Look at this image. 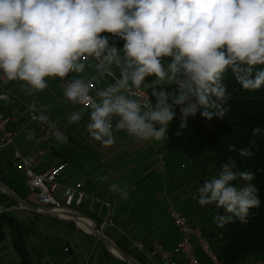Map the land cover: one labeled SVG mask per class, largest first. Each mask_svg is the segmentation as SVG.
<instances>
[{
  "label": "clouds",
  "instance_id": "clouds-1",
  "mask_svg": "<svg viewBox=\"0 0 264 264\" xmlns=\"http://www.w3.org/2000/svg\"><path fill=\"white\" fill-rule=\"evenodd\" d=\"M104 33L124 41V67L121 80L97 93L101 99L91 105L89 133L111 144L113 117L116 130L126 131L140 141H162L176 113L166 103L169 93L156 91L155 108L142 112L135 99L117 94L128 81L139 89L146 77L175 83L172 101L181 108V129L186 117L201 115L223 117L227 109L223 73L232 67L237 81L246 90L264 86V0H0V73L9 81L26 83L30 94L48 87L46 78L64 79L70 72L80 73L88 57L119 61V49L109 46ZM170 57L167 66L164 58ZM88 86L73 79L64 90L72 102L87 94ZM144 107H148L144 105ZM210 109H215L211 111ZM81 119L73 112L69 123ZM42 121L47 117L42 116ZM262 128L252 129L253 134ZM180 133L177 132V135ZM65 141L66 137H57ZM235 146L229 145V151ZM241 157H251L248 148L239 149ZM234 162L224 163L216 177L206 180L197 190V202L213 204L231 215H217V227L239 220L247 223L249 210L261 205L259 190L252 183L237 187ZM252 181L254 174L239 173ZM122 199L128 190L111 184Z\"/></svg>",
  "mask_w": 264,
  "mask_h": 264
},
{
  "label": "crops",
  "instance_id": "crops-1",
  "mask_svg": "<svg viewBox=\"0 0 264 264\" xmlns=\"http://www.w3.org/2000/svg\"><path fill=\"white\" fill-rule=\"evenodd\" d=\"M84 65L82 72L77 73L74 71V73L72 72L73 74L71 73L72 75L69 74L66 77V80L70 79L69 77L81 79L83 82L94 79L96 86L91 89V92L96 101H99L101 97L97 95L98 92L104 91L109 86L117 85L118 83L111 76H99V72L93 64L85 63ZM117 76L121 79V73H118ZM6 82H9V80ZM156 82L154 81L153 84H158ZM128 86L133 87L131 80L128 81ZM19 92L22 93L23 89L20 91L14 90L11 93V97L14 100H9V98L3 102L6 110L17 109L20 119L25 120L27 118L28 106L34 105L39 110L41 116L47 117L43 112V108L38 107V99L34 97L24 99L25 97L20 96L18 94ZM28 92L30 94L29 88ZM117 94H123L131 99L125 94L123 89ZM30 99L33 100L32 103L29 102ZM57 103L60 104L65 115H58L55 119L47 117V121L59 124L65 131V137H68V140L67 142L66 140L63 142L57 140L49 156L35 164V171L42 172L62 160L68 161V168L59 178L60 184L62 186H77L78 184H82L81 188L87 194L85 206L89 202L93 203L95 198L112 202L115 208L114 220L116 226L112 230H108L111 236L118 238L126 234H138L149 238L152 234L160 236L167 246H170L171 243H173L171 245L173 246L178 238V234L173 226H171L172 228L167 227L163 220L167 200L163 207L159 208V217L156 216L158 209L153 207L157 203L158 195L155 192L159 186L154 180L155 173L148 175L149 181L147 183L146 180L141 182V178L139 180L132 179L138 178L132 177L138 172H153V168L156 166L158 159L161 157L164 159L157 144L153 143V140L144 141V144H140V140L130 136L126 131L116 129L112 132L114 144H107L102 140L95 139L89 133L88 124L90 123V114L81 115V119L78 122L69 123V117L73 112L79 111V108L85 109L87 107H84L79 101H70L65 95L58 98ZM118 119L119 117H116L115 121ZM114 127L115 125L112 123V128ZM39 136L40 129L38 123H29L25 130L17 135L15 143L13 144L15 151L19 150L23 155L33 154L41 146V143L38 141ZM7 147L0 150V165L5 173L6 184L10 187L21 189L22 187L17 180L19 179L20 182L27 184L26 177L18 166V158L15 152L13 154L16 157L15 159L9 152H4V149ZM146 149L152 153V158L149 159L148 153L145 156L146 159L143 163L145 166L143 168L140 165H134L131 157L134 156L135 150L145 151ZM161 167L162 170L164 167L168 170L172 169V163L164 159L161 162ZM169 172L173 173L174 170H169ZM19 174L23 176V179ZM14 175H17L18 179ZM131 179L134 181H130ZM111 184H116L121 188L126 186L128 190L127 198L122 199L118 192H113L110 189ZM165 187V192L168 193L170 188L169 184ZM95 202L101 204L98 201ZM64 237L71 242L72 252L66 253L64 250L56 248L49 250L44 247L40 251L51 252L46 255L55 257L60 264H83L85 257L88 256V248L92 241H89L84 233L78 231H75L72 235H64ZM11 249H8L3 243L0 244L1 264H20L17 254ZM114 253L115 256H112L108 252L100 249L97 256V264H122V258L116 252ZM46 255L39 260L40 263H42Z\"/></svg>",
  "mask_w": 264,
  "mask_h": 264
},
{
  "label": "trees",
  "instance_id": "trees-1",
  "mask_svg": "<svg viewBox=\"0 0 264 264\" xmlns=\"http://www.w3.org/2000/svg\"><path fill=\"white\" fill-rule=\"evenodd\" d=\"M103 35L108 36L110 47L115 46L120 50L117 57L119 66L117 64L115 73H121L124 67V54L122 51L124 41L108 33H104ZM170 59V57L164 58L163 62L165 66H167ZM260 69H264V65H256L253 68V73ZM156 79L155 76L146 77L145 82L141 86L148 84L146 87L154 108L157 103V97L152 95L153 89L156 88V91L166 90L169 93L166 103L172 104V110L175 111L176 115L170 122L166 133L167 148L180 152L192 165L199 163L200 160L206 165H212L213 170L217 172L213 177L219 174L224 163L234 162L233 171L237 173V179L231 183L237 187L252 183L259 190L261 205L258 208L249 210L247 223H241L234 218V222L220 228L217 227V221L211 217L207 221H203V228L206 235L212 242L220 258L227 264H243L249 256H263L264 86L257 90H246L237 81L233 68H227L222 76V83L226 87V99L221 102V106L227 109L225 115L223 117L213 116L211 119H208L201 115L203 109L200 108L195 115L186 117L187 127L181 129L179 127L182 115L181 108L187 105V101L184 105L174 104L172 95L176 89L175 83L165 85L153 84ZM210 110L215 111V109ZM256 127H261L262 131L254 135L252 129ZM177 132L180 134L177 135ZM229 145H234L236 150L229 151ZM242 148H248L253 155L251 157H241L238 151ZM186 166L184 164L182 165V167ZM1 171L2 167L0 165ZM242 171L253 173L255 178L252 181L241 180L239 173ZM1 173L3 174V171ZM213 177L207 179L202 177L200 185L202 186L206 180H210ZM1 180L6 183L5 175L1 176ZM11 188L22 198L40 204L31 191L27 193L23 188ZM6 196L14 201L11 196ZM86 205L85 207L90 216L97 222L101 220L102 223L105 214L103 212V205L95 201L93 203L89 202ZM213 207L217 209L215 217L217 215H231L230 213H226L223 208H218L215 203ZM204 222L207 224H204ZM4 229L8 231L6 232ZM9 234L12 237V249L17 254L19 263L35 264L32 254L34 250L31 251L28 246L29 240L27 239H30L28 230L25 229L22 221L16 216L5 212L0 214V244L4 237ZM108 235L112 237L109 232ZM118 245L128 254H131V248L128 245L122 242H119ZM139 260L142 264H152L141 256ZM39 264L42 263L39 262Z\"/></svg>",
  "mask_w": 264,
  "mask_h": 264
},
{
  "label": "rangeland",
  "instance_id": "rangeland-1",
  "mask_svg": "<svg viewBox=\"0 0 264 264\" xmlns=\"http://www.w3.org/2000/svg\"><path fill=\"white\" fill-rule=\"evenodd\" d=\"M71 73L70 75H72L74 71L72 74ZM69 78L72 80L77 79L75 77H69ZM46 79H47L48 87L42 91L31 92V94H29L28 92V86L26 85V83L21 80H13V81H9L6 83L4 82L2 85L7 90H9L11 93H13L14 90L20 91L21 89H23L22 93L21 92L18 93L20 96H22L23 98L25 97L24 99H29L32 97L38 99V104H39V105L37 104L38 107L43 108V112L47 115L48 118L55 119V117H58V115L59 116L65 115V112L60 107V104L57 103V99L65 95L64 90L67 87L66 78L64 79L46 78ZM155 81H157L156 83L161 84V85L172 83L167 80H160L158 78ZM147 85L148 84H145V86ZM9 100H14V98L10 97ZM29 102L32 103L33 100L30 99ZM61 106H62V103H61ZM91 110H92L91 106L85 109L79 108V111L81 115L83 116L86 114H90ZM115 118L116 117H113V121H112L114 125H116ZM112 129L114 131L116 127ZM67 140H68V137H66V142ZM144 143H145L144 141L140 142V144H144ZM153 143L157 144V147L160 153L163 155L164 159L172 163V169H169V170L170 171L174 170V172L170 173L166 167H164L163 170H162V167L160 168L161 162L164 160L161 157L160 159H158L156 166L153 168L154 169L153 172H144V171L138 172L137 174H134L132 176V177H138V178L136 179L132 178V179L139 180V178H141L140 179L141 182H144L146 180V183H147L149 181L148 175H151V173H155L154 180L156 183L159 184L158 189L155 192L158 195L157 203L156 205L153 206L156 209H158L156 216L159 217L158 215L160 213L159 208L163 207V205L166 203V200H167V204H166L167 206H166V210H164L163 220H164L165 225H167V227L169 228L172 226L167 217V208L170 205H174L175 207L181 209L182 211L185 212L186 215H188V217L193 222H196L202 226H203L204 220L207 221L211 217H213L214 219L217 213V209L213 207L214 203L201 206L197 202V199L192 198L193 196H197L198 198L197 190L201 186L200 182H201L202 177H204V179H207L217 174L216 170H213L214 169L213 166L210 164L206 165L201 160L199 163H194L192 165L191 162H189V160L185 158V156L180 154V152L176 150H170L167 148L166 137L162 141L153 140ZM113 144L114 142H112L110 145H113ZM4 152H9L10 155H13L15 152V149L13 145H8V147L4 149ZM147 154L149 156V159H151L152 153H150L148 149H146L145 151L135 150L134 156L131 157L134 165H140L143 168L145 166L143 165V163H144V160L146 159L145 156ZM13 158L15 159L16 157H14L13 155ZM183 164L187 166L182 167ZM1 172H0V182L3 183L7 188L13 190L8 184H6L5 182L1 180V176L5 175L4 171H3V174ZM19 175L23 179V176L21 174ZM14 177L18 179L17 175H14ZM132 179L130 181H134ZM17 182L21 185V187L24 189L25 192L29 193L30 190L26 183L20 182L19 179L17 180ZM134 183H137V182H134ZM168 184L170 188L167 193L165 192L166 190L165 186ZM134 185H137V184H134ZM6 195L8 194H6L4 191L0 189V214L7 212L8 214H12L22 221L23 226L25 227V229L28 230V234L30 235V239H27L29 240L28 246L31 249V251L34 250L32 251V254L35 260V264H39V260H41V258L44 255L51 253V252L40 251L42 250L41 249L42 247L49 249V250L52 248L64 250L65 247H68L69 251L66 253L72 252L71 242H69L64 237V235H72L75 231L84 233L86 238L89 239V241H92L91 245L88 248V256L85 257L83 264H97V260H98L97 256H98V252L100 249L108 252V254H111L112 256H115V253L104 242H102L99 238H97L93 233L86 232L75 221L48 217V216H44L39 213L30 211L26 209L25 207H23L21 204H19L14 198H13L14 199L13 201L9 199ZM113 210L115 213L114 205H113ZM79 211L82 214L94 220L90 216L85 205L80 207ZM114 215L112 218V221H113L112 225H109V226H104V227L102 226V223L104 220L102 221V223H101V220L98 222L94 220L97 229L101 230L104 233V235L112 239L117 245L119 242H122L123 244L128 245L131 248V252H130L131 254L129 255L132 256L136 261H138L139 264H142L139 260L140 256L143 257L145 260L151 262L152 264H157L153 261H150L146 256L142 255L140 251L136 250L134 241L136 239H140L147 243V240L151 241L154 238H160L164 243L165 241L160 236L152 235V234L151 236H149V238L143 237L138 234H134V235L126 234L118 238H115L114 236L110 237L108 235V232H109L108 229L112 230L116 226ZM204 224H207V223L204 222ZM4 230H6V232L8 231L7 229H4ZM11 239L12 237L9 234L8 236H5L2 241L3 245H5L8 249L12 248ZM36 243L37 245L35 246ZM172 244L173 243H171L170 246ZM251 257L252 258H250L246 264H251V263L256 262L257 259L261 256H257V257L251 256ZM53 258L56 259L55 257ZM122 262H123L122 264H129L127 261L123 259H122Z\"/></svg>",
  "mask_w": 264,
  "mask_h": 264
},
{
  "label": "built area",
  "instance_id": "built-area-1",
  "mask_svg": "<svg viewBox=\"0 0 264 264\" xmlns=\"http://www.w3.org/2000/svg\"><path fill=\"white\" fill-rule=\"evenodd\" d=\"M116 60L118 59L116 58ZM83 63L93 64L98 70L99 76H111L117 83L121 80L115 73L116 62L108 63L103 61L102 57H88ZM5 81L7 78L0 73V150L8 145H13L17 135L24 131L29 123H38L40 129L38 141L41 146L30 155H23L19 150H16L18 166L24 173L28 187L40 203L39 205L50 206L53 211L60 214L68 215L78 212L80 207L85 205L87 197L86 192L81 188L82 184L62 186L59 181L60 176L69 166L68 161L62 160L42 172H36L34 168L38 161L49 156L55 142L59 140L57 137L65 136V131L55 122L42 121V116L34 105L28 106L25 120L20 119L17 109L6 110L3 102L7 101L12 94L2 85ZM70 81L72 79L66 80L67 85ZM84 83L88 86V92L79 99V102L84 107H88L96 102L91 92L96 83L94 79L86 80ZM123 90L131 99L141 103L143 111L154 108L146 86H141L139 89L127 86ZM144 105L148 107L146 108ZM94 200L100 202L104 207L105 214L102 226L112 225L114 215L112 202L98 198ZM167 217L178 234L175 244L167 246L160 238H154L147 243L136 239L134 241L135 249L140 251L142 255L157 264H227L220 258L202 225L193 222L188 215L174 205L168 206ZM68 251L69 248L65 247L64 252ZM250 258L252 257H247L243 264H246ZM42 264L60 263L52 256L47 255L43 258ZM251 264H264V255Z\"/></svg>",
  "mask_w": 264,
  "mask_h": 264
},
{
  "label": "water",
  "instance_id": "water-1",
  "mask_svg": "<svg viewBox=\"0 0 264 264\" xmlns=\"http://www.w3.org/2000/svg\"><path fill=\"white\" fill-rule=\"evenodd\" d=\"M0 189L4 191L6 194H8L9 196H11L12 198H14L19 204H21L26 209L39 213L41 215L58 218V219H66L70 221H75L76 223H77V221L75 220L76 217H85L89 219L94 224V227L92 229L93 232L91 233H93L97 238H99L102 242H104L112 251L116 250L120 254V257L123 260L127 261L129 264H139L138 261H136L132 256H130L125 250H123L119 245H117L112 239L104 235V233L101 230L97 229L94 220L82 214L81 212L78 211L74 214H68L70 216H68V218H64L61 216L60 213L53 211L50 206H43V205L36 204L34 202H30L22 198L20 195H18L13 190L7 188L1 182H0Z\"/></svg>",
  "mask_w": 264,
  "mask_h": 264
},
{
  "label": "bare ground",
  "instance_id": "bare-ground-1",
  "mask_svg": "<svg viewBox=\"0 0 264 264\" xmlns=\"http://www.w3.org/2000/svg\"><path fill=\"white\" fill-rule=\"evenodd\" d=\"M62 217L64 218H68V215L65 214V213H61ZM67 215V216H66ZM75 220L77 221V224L82 227L85 231H87L88 233H91L93 232V227H94V224L92 221H90L89 219L85 218V217H76ZM114 252H116L119 256L120 254L116 251V250H113Z\"/></svg>",
  "mask_w": 264,
  "mask_h": 264
}]
</instances>
